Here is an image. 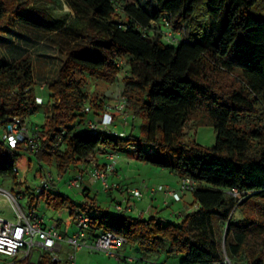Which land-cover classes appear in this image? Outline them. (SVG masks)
<instances>
[{"label":"trees","instance_id":"trees-1","mask_svg":"<svg viewBox=\"0 0 264 264\" xmlns=\"http://www.w3.org/2000/svg\"><path fill=\"white\" fill-rule=\"evenodd\" d=\"M52 1L0 0V30L16 38L24 32L38 41L53 35L73 42L41 94L31 55L0 63V181L21 185L14 168L24 154L5 145V124L44 107L40 151L31 156L40 170L83 173L79 166L103 168L99 156L125 151L195 187L186 192L192 203L177 214L179 224L134 216L126 212L128 199L123 212L112 213L85 191L81 195L89 202L76 204L57 189L35 195L26 187L28 207L37 209L41 202L47 209H67L75 225L80 214L87 215L90 240L107 232L120 235L143 257L264 264V0ZM162 19L179 33L178 44L162 39ZM86 77L107 84L120 80L117 95L127 101L129 121L124 134L85 130L87 117L105 110L102 99H89ZM85 102L91 105L88 116L82 113ZM134 121H140L138 135ZM190 123L210 126L214 145L186 143ZM50 259L44 253L37 264L64 263Z\"/></svg>","mask_w":264,"mask_h":264},{"label":"built area","instance_id":"built-area-1","mask_svg":"<svg viewBox=\"0 0 264 264\" xmlns=\"http://www.w3.org/2000/svg\"><path fill=\"white\" fill-rule=\"evenodd\" d=\"M160 25L162 27V39L170 45L178 44L180 41L179 33L173 31L166 19H162ZM40 89H43V87ZM37 102L41 103V99L38 98ZM90 107L91 105L85 102L82 113L88 116L91 113ZM126 107L127 101L123 97H118L117 105L115 107L108 106L98 121L87 117L85 130L91 132L108 130L121 135L124 134L126 129L124 125L128 123V114L125 112ZM116 115L124 121L121 131L117 130L115 124L114 117ZM40 132L41 129L38 125L30 126L26 120L13 118L5 124L1 137L9 149L34 156L40 151ZM133 149L134 147H130V150ZM120 155L118 152L107 154L104 167L92 166L89 170V176L94 182L99 183L103 193L115 190L126 194L130 201L140 200L143 198L141 187H125L120 184L112 185L108 183L109 175L116 173V162L120 159ZM44 167L46 171L42 175L41 185L34 190L35 195H39L43 190L57 189L60 191L57 183L62 181L63 176L57 174V178L53 179L51 173L47 170L49 168ZM14 173L18 176L16 168H14ZM82 183L83 173L78 172L64 182V187L81 190ZM194 187L195 183L190 179H181L177 189L167 185H151L148 192L150 197L161 193L166 197H171L174 201H179L181 194L193 191ZM235 193L234 191V195ZM25 198L22 193H14L0 186V205H5L12 215V218L0 215V264H15L19 261L37 264L44 253L50 255L52 262H57L60 260L59 255L62 253L63 246L68 247L70 251L66 264H76L75 254L83 249L91 253H101L115 260L122 259L130 264H135L133 258L119 255L120 248L127 245V240L124 237L107 232L96 239L90 240L86 232L90 218L82 214L78 216L76 232L70 235H62L56 221L48 222L37 209L23 207L20 201ZM84 202H89V200L87 199ZM124 203L125 201L116 200L115 210L123 212ZM133 209V206L129 203L126 212L133 213ZM34 256L37 257V261H34ZM147 264L160 263L148 261Z\"/></svg>","mask_w":264,"mask_h":264},{"label":"rangeland","instance_id":"rangeland-1","mask_svg":"<svg viewBox=\"0 0 264 264\" xmlns=\"http://www.w3.org/2000/svg\"><path fill=\"white\" fill-rule=\"evenodd\" d=\"M141 3L146 4L145 0H140ZM49 5H54L52 0H44ZM143 4V5H144ZM148 4L149 9H153L152 4ZM30 6H33L30 3ZM57 8V7H56ZM64 12H70V9L67 6L63 7ZM19 31V30H18ZM20 32V31H19ZM23 35L18 36L17 38L16 33H12L11 30H0V63L4 62H12L15 60L18 55L21 53H28L31 55L33 59V69H34V78L38 85V92L43 90H40L41 87L44 89V85L46 82L51 81L54 77H56L58 69L62 65L63 61L66 58V52L69 50V48L73 47V42L68 37H59V36H50L45 37L43 41H38L31 36H29L27 33L20 32ZM10 41V42H8ZM116 80L113 84H107L100 81L92 80L88 77L85 78V91L87 92L89 99L92 101H98L102 99L104 109L107 110L108 106L115 107L118 103V95L116 88L118 87V83ZM104 110V111H105ZM44 107L41 108L37 113L32 114L26 119V122L30 126H41L44 123ZM104 111L99 112L98 115H96L95 121H98L100 119L101 114L104 113ZM120 118V116L116 115L114 117ZM129 122V121H128ZM135 124V134H140V121H134ZM116 125L122 126L124 124V121L120 120L115 123ZM126 130H129V125H124ZM118 131L122 130V127H119L117 129ZM185 142L190 143L192 141L205 146V147H211L215 143V133L213 129L210 126H199V127H193V123H190L185 128ZM120 154H126L125 151L120 152ZM123 157V156H122ZM127 157V154L126 156ZM101 156H99V159ZM96 160V158H94ZM130 161V162H129ZM103 160H100V164H102ZM92 165H90L91 167ZM15 168L18 172V182L21 183L19 186H13L9 182H1L0 186L4 187L8 191H13L15 193H22L24 194V190L26 187H29L31 190H36L40 185L42 181V175L44 174L45 167H43L40 170L39 164L35 161V159L27 154H21L18 161L15 162ZM116 169L122 173V171L130 172L131 176L134 177V182L139 183L141 181H145L147 183V186L151 184H168V183H175L178 180V177L173 175L170 171L167 169H159L155 168L150 164H147L145 162L138 161L136 159H127V161H117L116 162ZM53 179L57 178V172L54 167H51L47 169ZM78 173V169L72 168L66 175L62 177V181L58 182V188L60 192L68 197H70L76 204H81L85 200H87L84 196L80 194L81 190L78 189H67L64 187V182L73 177L75 174ZM112 179H108V183H111ZM96 183V182H95ZM174 185H179L178 183ZM142 188L143 192V198L140 200L133 201L134 206L138 209H141L145 206V203L147 201V189L146 187L138 186ZM82 189V188H81ZM112 193V194H111ZM112 195L114 196V199L112 202H110ZM96 196L98 203L103 208H108L109 211L112 213H115L114 204L115 201H126L128 197L126 194L119 193L118 191H112L109 194L103 193L101 190V187L99 186L98 182L96 183V186L93 187L90 197ZM183 202H185V207L189 208L192 203V195L191 193H184L182 195ZM27 198L20 201V204L27 208ZM178 202H173L172 209L173 211L177 212L178 207L181 205L177 204ZM125 204V203H124ZM123 204V205H124ZM132 204V201H131ZM161 204L159 203L157 207H160ZM182 207V206H181ZM37 211L44 216L45 220L48 222L56 221L58 223L59 230L62 235L66 234H72L75 233L77 230V227L75 224L72 223V220L69 216V212L67 209L55 211L52 209H47L43 206V204L40 202ZM160 213V214H159ZM156 217L157 219H160L163 224H166L168 222L179 224L181 222L182 217H170L169 216V210L168 208H163L162 211H160ZM0 215L6 217V218H12V215L9 211V209L5 205H0ZM149 216L142 215V218H148ZM69 248L66 246H63L62 253L59 255L60 259L64 260L63 264H66L67 257L69 255ZM120 256L135 258L137 260H140L141 258L140 253L137 251L136 247H131L129 245H125L124 247H121L119 250ZM76 257V264H118L117 260L113 258H109L107 256H104L101 253H91L86 249L80 250L75 254ZM150 261L155 263H162L166 259L167 264H171L173 260H178L180 256H166V255H150L147 256ZM34 261H37V257L34 256ZM148 262V261H147ZM121 264H127L125 262H121Z\"/></svg>","mask_w":264,"mask_h":264},{"label":"crops","instance_id":"crops-1","mask_svg":"<svg viewBox=\"0 0 264 264\" xmlns=\"http://www.w3.org/2000/svg\"><path fill=\"white\" fill-rule=\"evenodd\" d=\"M120 121V120H119ZM119 127H121L120 125H117V129L119 128ZM126 154H127V157H124V156H126ZM126 154H121L120 155V159H119V161H127V159H133V157L130 155V154H128V153H126ZM123 156V157H122ZM100 160H103V162H102V165H104L105 164V162H106V160H105V157H101L100 159H99V163H100ZM130 162V161H129ZM81 169H84V172H83V183H82V189H81V191H85V193H88L89 195L91 194V191H92V189H93V187H95L96 186V183L90 178V176H89V170L92 168V167H90V166H86V167H83V166H79ZM79 173H80V171H79ZM134 177H132L131 176V174H130V172H126V171H122V173L120 172V171H118L117 169H116V173L115 174H111V175H109V177H108V179L110 180V179H112L111 180V183H112V185H116V184H120V185H123V186H125V187H138L139 185L140 186H142L143 185V187H146V189H147V201H146V203H145V206L144 207H142L141 209H138L137 207H135L134 205H133V213H131L132 215H134V216H139L140 215V213H142L141 215H146V216H157L158 215V213L160 212V211H162V209L163 208H168V210H169V216L170 217H174V216H176L177 217V214L179 213V212H182L183 210H185L186 209V207H185V202H183V198H182V196H181V200L180 201H177L178 203V205H181V206H179L178 207V211L177 212H175V211H173V209H172V204H173V202H176V201H174L171 197H169V196H164L163 194H161V193H158L157 195H155L153 198L152 197H150L149 196V192H148V186H147V183L145 182V181H141V182H139V183H135L134 182V179H133ZM176 184L178 183H180V179L178 178V180L175 182ZM174 183V184H175ZM99 184V183H98ZM173 183H168V184H164V185H167V186H169V187H171V188H173V189H177L178 187H179V185L177 186V185H174ZM151 185H156V184H151ZM151 185H149V187L151 186ZM157 185H161V184H157ZM100 186V185H99ZM110 193V192H109ZM109 193H107V194H109ZM80 194H81V192H80ZM112 194V193H111ZM95 198H96V202L98 203V201H97V197L95 196ZM112 199H114V196L112 195V197H111V200ZM128 201H129V199H128ZM161 204V206L160 207H157V205L158 204ZM99 204V203H98ZM132 204H134V202L132 201ZM130 205H131V203H130ZM99 206L100 207H102L100 204H99ZM103 208V207H102ZM104 209H107V210H109L108 208H104ZM160 214V213H159ZM159 216V215H158ZM73 234V233H72ZM64 235H66V234H64ZM70 235V234H69ZM134 259V263L135 264H147V261H150L149 260V258H147V257H143V256H141V258H139L140 260H137V259H135V258H133ZM121 262H125V263H127V264H130V263H128V262H126V261H124V260H122V259H120V260H117V263L118 264H121ZM167 261H166V259H165V261L164 262H162V263H160V264H167L166 263ZM159 263V262H158ZM171 264H180V258L178 259V260H173V262L171 263Z\"/></svg>","mask_w":264,"mask_h":264},{"label":"water","instance_id":"water-1","mask_svg":"<svg viewBox=\"0 0 264 264\" xmlns=\"http://www.w3.org/2000/svg\"><path fill=\"white\" fill-rule=\"evenodd\" d=\"M227 263L229 264V261Z\"/></svg>","mask_w":264,"mask_h":264}]
</instances>
